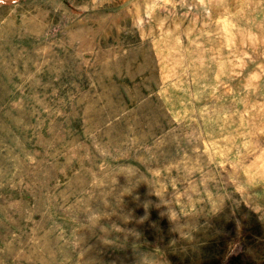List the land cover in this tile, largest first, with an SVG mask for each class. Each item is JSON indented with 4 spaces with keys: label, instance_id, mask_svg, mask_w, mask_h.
I'll use <instances>...</instances> for the list:
<instances>
[{
    "label": "rangeland",
    "instance_id": "1",
    "mask_svg": "<svg viewBox=\"0 0 264 264\" xmlns=\"http://www.w3.org/2000/svg\"><path fill=\"white\" fill-rule=\"evenodd\" d=\"M0 264H264V0H0Z\"/></svg>",
    "mask_w": 264,
    "mask_h": 264
}]
</instances>
